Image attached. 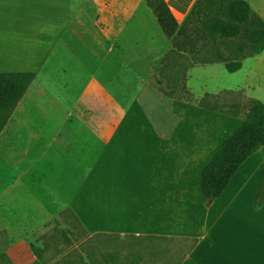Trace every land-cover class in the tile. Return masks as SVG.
I'll return each mask as SVG.
<instances>
[{
    "label": "crops",
    "instance_id": "crops-1",
    "mask_svg": "<svg viewBox=\"0 0 264 264\" xmlns=\"http://www.w3.org/2000/svg\"><path fill=\"white\" fill-rule=\"evenodd\" d=\"M84 1L0 0V72L34 74L0 130V158L16 174L9 193L31 179L34 157L49 156L50 125L87 127L74 130L67 170L81 175L69 182L68 205L87 232L196 239L178 264H264V199L254 205L264 145L206 206L201 170L243 117L199 107L220 135L180 132L179 121L161 132L113 78L125 85L145 63L160 61L169 39L157 35L144 0H106L99 22L87 19ZM165 1L179 23L195 2ZM179 104L194 106L170 100L175 118Z\"/></svg>",
    "mask_w": 264,
    "mask_h": 264
},
{
    "label": "rangeland",
    "instance_id": "rangeland-1",
    "mask_svg": "<svg viewBox=\"0 0 264 264\" xmlns=\"http://www.w3.org/2000/svg\"><path fill=\"white\" fill-rule=\"evenodd\" d=\"M251 3L263 12L264 0ZM105 4L106 0H85L81 8L86 9L87 19L96 16L99 22ZM259 14L264 19V14ZM155 31L160 38L166 37L160 27ZM166 45L160 61L145 63L125 85L113 78L116 86L123 85V96L136 98L144 106L161 132L170 133L179 121L180 132L204 134L212 130L216 137L221 126L200 108L213 107L216 112L243 117L254 98L264 102V49L251 53L242 37H216L185 52L176 51L170 42ZM245 56L250 57L241 61ZM236 60L242 67L226 70L225 62ZM172 99L194 106L179 104L175 118L169 108ZM86 128L50 125L49 156L43 161L34 157L31 179L25 184L23 177L22 185L11 194L8 186L16 174L0 158V264H34L33 248L40 252L41 264H178L192 246L188 238L89 233L74 216L68 205L73 193L69 182L78 181L81 175L67 172L74 158L71 137L75 129ZM59 133L66 135L67 141L58 142ZM58 145L69 149L61 152Z\"/></svg>",
    "mask_w": 264,
    "mask_h": 264
},
{
    "label": "trees",
    "instance_id": "trees-1",
    "mask_svg": "<svg viewBox=\"0 0 264 264\" xmlns=\"http://www.w3.org/2000/svg\"><path fill=\"white\" fill-rule=\"evenodd\" d=\"M144 1L176 51H193L200 43L206 44L216 37H242L253 54H259L264 49V19L251 9L247 0H195L180 23L165 0ZM224 67L234 72L240 69L241 62L228 61ZM33 76V73L28 72H0V130L10 109L20 99ZM262 145L264 102L253 99L243 115L242 123L222 141L201 170L200 188L206 206L222 193L244 160ZM263 199L264 164L261 165V179L254 195V205L260 206ZM195 242L196 239H193L192 243ZM32 251L36 257L34 264H41L38 249L33 248Z\"/></svg>",
    "mask_w": 264,
    "mask_h": 264
}]
</instances>
